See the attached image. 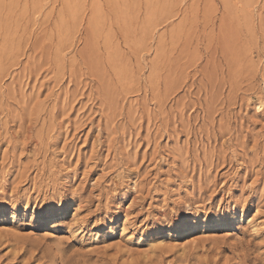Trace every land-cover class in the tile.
<instances>
[{
    "label": "rangeland",
    "instance_id": "374dc122",
    "mask_svg": "<svg viewBox=\"0 0 264 264\" xmlns=\"http://www.w3.org/2000/svg\"><path fill=\"white\" fill-rule=\"evenodd\" d=\"M0 264H264V0H0Z\"/></svg>",
    "mask_w": 264,
    "mask_h": 264
},
{
    "label": "bare ground",
    "instance_id": "6f19581e",
    "mask_svg": "<svg viewBox=\"0 0 264 264\" xmlns=\"http://www.w3.org/2000/svg\"><path fill=\"white\" fill-rule=\"evenodd\" d=\"M47 211H48V210H47ZM62 211H63V210H62ZM48 212H49V211H48ZM49 214H50V213H49ZM235 217H238V216H235ZM53 218H54V216H53ZM244 219H245V218H244ZM246 220H247V219H246ZM250 220H251V219H250ZM250 220H248V221H250ZM252 222H253V220H252ZM193 224H194V223H193ZM252 224H253V223H252ZM252 224H251V225H252ZM256 224H258V223L256 222ZM191 225H192V224H191ZM253 225H254V224H253ZM256 226H257V225H256ZM188 227H189V226H188ZM188 227H187V228H188ZM190 227H191V226H190ZM187 228H186V229H187ZM257 229H258V228H257ZM254 230H255V229H254Z\"/></svg>",
    "mask_w": 264,
    "mask_h": 264
}]
</instances>
